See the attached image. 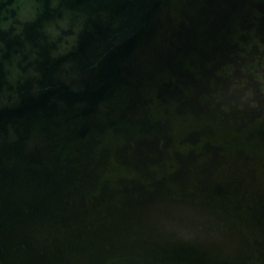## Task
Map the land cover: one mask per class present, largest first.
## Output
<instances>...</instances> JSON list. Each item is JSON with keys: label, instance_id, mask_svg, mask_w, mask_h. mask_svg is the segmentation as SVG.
Wrapping results in <instances>:
<instances>
[{"label": "water", "instance_id": "obj_1", "mask_svg": "<svg viewBox=\"0 0 264 264\" xmlns=\"http://www.w3.org/2000/svg\"><path fill=\"white\" fill-rule=\"evenodd\" d=\"M0 108V264H264V0H0Z\"/></svg>", "mask_w": 264, "mask_h": 264}, {"label": "clouds", "instance_id": "obj_2", "mask_svg": "<svg viewBox=\"0 0 264 264\" xmlns=\"http://www.w3.org/2000/svg\"><path fill=\"white\" fill-rule=\"evenodd\" d=\"M23 103V97L21 96L16 105L11 106L8 110H15ZM4 109L0 108V115H2Z\"/></svg>", "mask_w": 264, "mask_h": 264}]
</instances>
